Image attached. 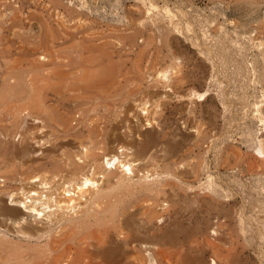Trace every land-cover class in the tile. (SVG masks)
<instances>
[{
    "label": "rangeland",
    "instance_id": "374dc122",
    "mask_svg": "<svg viewBox=\"0 0 264 264\" xmlns=\"http://www.w3.org/2000/svg\"><path fill=\"white\" fill-rule=\"evenodd\" d=\"M263 100L264 0H0V105L66 120L0 135V254L90 242L113 264H264ZM115 154L139 169L64 193Z\"/></svg>",
    "mask_w": 264,
    "mask_h": 264
},
{
    "label": "bare ground",
    "instance_id": "6f19581e",
    "mask_svg": "<svg viewBox=\"0 0 264 264\" xmlns=\"http://www.w3.org/2000/svg\"><path fill=\"white\" fill-rule=\"evenodd\" d=\"M152 8L156 9L154 5H152ZM44 59L45 57H43V60ZM198 98H204V95H199ZM147 106L148 105L146 104L143 105L142 110L144 112L148 110ZM10 107L13 108L12 112L9 115L12 117V121L9 120V123L11 125H9V128H7L6 125H3V122L7 120L1 110H6ZM0 109V135L3 137L2 142L5 146L13 143L14 135L21 128L23 122L27 123L29 120H32L35 124L45 125L50 120L58 123H63L66 121L64 119L65 117L63 113H61L59 105H31L30 102H27L23 105H0ZM12 126L15 127L13 131L10 129ZM84 151H87L86 147H84ZM259 153L262 155V157H264L263 147L259 148ZM103 159L104 160L102 162L100 160L95 162L96 164L94 165V169L92 170V172L83 174L81 176L80 185H78V183L76 182H70L72 185H68L66 188H64V193H71L70 188L74 186L76 189V193H80L81 197H83L87 189L99 186L98 178H105V175L102 177H100L99 175V177L97 178L99 170L101 169H110L112 172L113 167L115 169L122 168L124 174L126 175L134 174L135 171L139 169V167L135 165L136 160L130 157L129 154H126L124 156L115 154L111 157H109V155H105L103 156ZM151 191L154 192L153 190ZM31 192L33 193L31 194L32 197L39 195L41 196V194L36 190L29 191L28 194H30ZM26 199H28V197H26ZM75 202L76 199L71 196L63 203L65 204L66 208L73 210L77 207ZM20 203L24 206L26 205V202L24 200L20 201ZM30 203H32L31 210L39 213H42L46 209L51 207L48 206V202H41V200L38 201L36 198H34V200L31 199ZM168 207V204L163 205L164 210H166ZM11 210L18 212V209L16 208H11ZM118 226L123 232H125V229L121 224H119ZM94 234L95 232H92L89 235H86L85 238L90 239ZM99 240L102 242H106L104 237H100ZM125 240H127V236H125V239L122 240V242L125 243ZM130 243L132 245L134 244V241H130ZM90 246L94 249H89ZM135 248L134 246L129 247L128 252H135ZM69 249L70 248L59 253H54L49 248H43V246L40 245H23L21 243L15 244L8 242L6 249H3V253L0 254V264H113L109 263L107 250L99 251V249L96 252L94 251L97 249L94 243L87 242V247L84 248V250L72 251V254L69 253ZM118 250L116 251V253H118ZM105 260H107V262H105Z\"/></svg>",
    "mask_w": 264,
    "mask_h": 264
}]
</instances>
